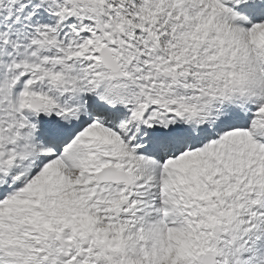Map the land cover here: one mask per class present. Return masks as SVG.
Here are the masks:
<instances>
[{
  "label": "bare ground",
  "instance_id": "obj_1",
  "mask_svg": "<svg viewBox=\"0 0 264 264\" xmlns=\"http://www.w3.org/2000/svg\"><path fill=\"white\" fill-rule=\"evenodd\" d=\"M180 9L181 14L183 15V8L180 7ZM176 23L178 25L182 24V22L180 21H176ZM229 37L232 38L231 31ZM254 43L256 44L257 55H264V36H258L256 39H254ZM173 44L175 45L174 47H169ZM169 46V48H174L173 50H185L186 48H188V45L185 41H183L181 37L177 38L175 42ZM75 71L66 69L64 71V77L59 76L56 79V83L52 82L53 77L44 76L42 80L43 82L38 79V75L35 77V80L30 83L31 85H54V87L51 88V95L49 96V98L52 97V101H54L52 105L54 106H52L51 103L46 102L44 110L39 112L38 115L25 110L22 115L25 121L20 124H16L13 127L15 133L12 134H15L16 137H13L12 140H14L15 142L21 141L23 146L27 149L29 148L30 139H32V141L35 143H39V141L42 140L41 135L55 136L58 129L61 131H67L75 128V122L72 120H75L77 118L78 123L83 122V126L79 130H77L76 133L72 134V138H74V141L66 150H64V153L68 155H74L77 153V151L79 150L78 143L76 142L78 136L88 141L92 145L91 147H95L96 151L94 154H89L90 160L93 161V164L90 165V169H83L85 173H83L82 175L87 176V174L90 173L95 177L96 171L100 169V167L104 164H107L105 161L101 160L100 154L110 156L114 155L115 153L118 154V152L116 149L109 148L107 151H104V146L108 147L112 144L110 139L96 135V131L94 133L93 131L86 130V125H88L89 122L88 120H85L80 113L81 110V112L85 116L87 115V112L83 111L82 109V100L81 98L79 99L80 95H78L79 90L77 86H74L72 83L66 80L69 79L74 82ZM236 77L242 79L240 75H237ZM23 90L24 92L21 96V101L25 106L29 94L28 90ZM42 91L43 94L47 92L45 90ZM78 99L80 100V103ZM45 100L48 101V96H45ZM57 117L65 119V125L61 126L59 124V121L57 120ZM27 118L31 121H28ZM25 124L28 126V129H32L33 133L31 135L28 134L27 137L22 136L20 138V134H22L25 130ZM193 147L198 148V144L196 143ZM119 150L122 152L127 151V149H124L122 147H120ZM180 152V150L177 151V154H180ZM123 155L124 154H122V156L117 155L118 161H116L115 165L111 167L123 172L128 177V180H130L132 177H134L135 174L132 171L130 164L125 162V158ZM20 158L21 159L19 160V162L22 163V165L25 167V171H28L30 167L32 169L33 164L36 162V160L31 157L28 152H25ZM45 158L53 167V170L40 173V175L38 176L39 178L36 179V183L31 185V187L27 190L14 191L11 193L5 192L6 202L0 204V240L4 239L7 236H14V242L17 246L15 253L17 254V259L22 263L28 262L30 264H49L46 262V256H52L54 259V264H65L73 259V248H75L74 246H72V241L69 238V233H65L61 236L65 242V249H60L58 246L57 240L59 238L57 236H59V232L60 230H62L63 225L66 224L65 222L61 220L58 221L53 215H51V219L48 221L46 227L50 231L46 230L42 222H38L35 233L39 235V238H36L35 235H33L32 237L22 238L18 234L11 233L12 228L10 226H8L7 224H3L6 219V211L11 210L14 215L13 221L16 225V230L22 229L23 227L31 230L30 225L33 221L29 216V212L33 209H37L39 211H43L46 214L48 213L49 203L45 199L40 198L37 194L40 193L43 188H45L49 195L48 197L57 200L59 199L60 194L66 191L64 188L65 176L62 173V171L64 170L63 166L57 160H49L46 156ZM70 158L71 157H67L68 160H70ZM59 164L61 168L57 169V166ZM73 165L74 164L71 162V167ZM64 171L69 174H73V171ZM75 174L76 173H74L73 175ZM156 175H158V173L154 172L152 176H149V179H153V177ZM18 177L21 180L26 179L25 175L23 174ZM94 177L92 181V187H79L76 191L77 193L78 191H83L79 194L81 196H89L87 200L90 203L96 202L97 204L93 205L94 207H97V205H103L104 208L106 207L105 202L108 200V198L112 199V197H114L113 201L109 204L114 205L116 204V202L120 201V206L124 208V210L121 212L122 217H127L129 218V220L131 219L132 221L137 222L148 216L144 209V204L148 199H143L140 202L139 206L135 205V198H138L140 194L134 192V187L132 186V184H124L123 181H119L116 183L110 182L99 184L95 181ZM144 178L145 177H143V179ZM74 184H77L78 187L79 185H84L85 183L82 182L81 178L76 179V183L73 180H70V188L67 191L73 192L72 195H74L75 193L73 187ZM121 184H123V189L119 188V185ZM175 188L177 189L178 196L180 198L186 197L187 193L185 192V188L177 185L175 186ZM90 193H92L93 195H90ZM14 196H19V202H12V197ZM98 198H100V200ZM14 199L15 198H13V200ZM116 213H118V210H116ZM120 217L121 216L117 217V220ZM46 249H48V252L46 251Z\"/></svg>",
  "mask_w": 264,
  "mask_h": 264
},
{
  "label": "rangeland",
  "instance_id": "obj_2",
  "mask_svg": "<svg viewBox=\"0 0 264 264\" xmlns=\"http://www.w3.org/2000/svg\"><path fill=\"white\" fill-rule=\"evenodd\" d=\"M81 5L86 6L85 8H80L79 6H77L76 4L74 5L73 9H68L70 11H75L73 16V19H75L77 16H80L82 14V12L80 11L81 9H87L86 13H85V18H83L84 21V27L90 31L93 28H96L99 24L98 22H105L106 24L110 25L112 20L116 21V24L122 25V21L124 19V17L126 16V13H129L127 10L128 7V1H131L129 4H140L141 2H145L143 0H124L126 1L125 4H123V8H120L117 5V1L116 0H79ZM118 2H120L118 0ZM147 2L149 3H153L155 2V0H147ZM132 4V5H133ZM71 6V3L70 5ZM72 7V6H71ZM159 12H156L155 15H158ZM65 16V12L62 13V15H60V17ZM124 16V17H123ZM202 22H204L203 20H201ZM118 26V25H117ZM100 38V40H98V38ZM142 39H133V42L135 43V45L140 46V48H143L142 45ZM172 44V43H171ZM169 44V45H171ZM104 46V39L102 38V33L97 32L95 33L94 37H93V45L90 47V52L92 54H94L95 56L97 55V52H99V50L101 49V47ZM144 56V57H143ZM153 54L152 51L150 50V48H144L142 54L138 55L137 59L135 61H129L127 60V62L125 64H122L120 66L121 71H124L127 74V77L129 79H131L132 77H135V70L138 68V63H146L148 65V68H151V66L154 69L157 70H170L172 73L175 74V76L170 75V77L168 78V80L163 79L162 82H166L167 85L170 84H174L176 80L179 79V72L184 68V65L186 64V62H183L182 60H177L174 61L172 64L165 65L163 62H152L151 59L153 58ZM170 56V55H169ZM154 72L158 73L159 71L154 70ZM124 80V78L122 79ZM164 94V90L159 89V87L153 83L150 80H147L146 76H143L140 78V82L138 84V90H137V94L135 96V101L132 104V108L134 109H142L144 110L146 116H151L152 113L154 111L158 110V106L161 105V99L163 97ZM156 102L157 107H154L152 103ZM153 174H151L152 176ZM70 184V183H69ZM68 185H64L65 190H68L70 187ZM65 192V191H64ZM63 192V193H64ZM73 196V195H70ZM89 197V196H88ZM87 196H81L80 195V201L85 200V202H80L78 209L76 210V214L73 213V216L77 218V215L79 212H83V213H90L93 214L95 216L99 215V219H100V223L103 221H108L109 222L111 220L115 221L114 223L116 224H120V219H129L127 217H121L117 220L116 217H114V215L116 216V210H118V213H121L124 208L122 206H120L121 202L118 201L116 202V204H108L107 201L105 202L106 208H102L101 206L94 207L93 205H96V202H89L87 200L88 198ZM97 199V198H96ZM100 200V198H98ZM77 200L74 197H68L67 201L65 200H61L58 206H55L53 213H51V215H53L58 221H63L66 224L63 225L64 227H69L71 228V224H68L69 221V215L65 212V208L68 204H72L73 202H76ZM78 202V201H77ZM114 214V215H112ZM117 220V221H116ZM74 223H76L77 221H74ZM108 222V223H109ZM78 225V224H76ZM118 225L114 226L113 229L114 230H118ZM111 233H109L108 235L110 236V238H108V236H106L105 238L108 240L109 244L113 245L114 247L117 245L118 241H121V233L120 232H113L110 230ZM65 234V233H64ZM63 234V235H64ZM119 234V235H118ZM74 257V256H73Z\"/></svg>",
  "mask_w": 264,
  "mask_h": 264
}]
</instances>
